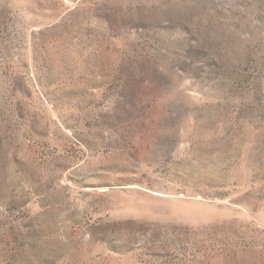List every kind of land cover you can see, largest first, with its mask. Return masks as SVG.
Wrapping results in <instances>:
<instances>
[{
	"label": "rangeland",
	"instance_id": "1",
	"mask_svg": "<svg viewBox=\"0 0 264 264\" xmlns=\"http://www.w3.org/2000/svg\"><path fill=\"white\" fill-rule=\"evenodd\" d=\"M0 264H264V0H0Z\"/></svg>",
	"mask_w": 264,
	"mask_h": 264
}]
</instances>
